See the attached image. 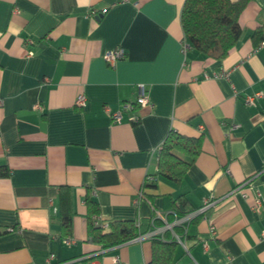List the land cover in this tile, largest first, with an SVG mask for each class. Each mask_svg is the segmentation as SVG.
Returning <instances> with one entry per match:
<instances>
[{
	"label": "crops",
	"instance_id": "1",
	"mask_svg": "<svg viewBox=\"0 0 264 264\" xmlns=\"http://www.w3.org/2000/svg\"><path fill=\"white\" fill-rule=\"evenodd\" d=\"M183 3L0 0V264H46L50 255L53 264H148L153 237L173 241L171 264H264V205L252 209L257 191L264 198V97L243 102L264 87V41L250 37L264 0H248L222 60L183 52ZM115 48L125 57L110 67L103 55ZM141 92L146 108L136 104ZM169 132L201 143L176 182L157 173ZM90 219L104 232L115 220L143 232L102 248Z\"/></svg>",
	"mask_w": 264,
	"mask_h": 264
},
{
	"label": "trees",
	"instance_id": "2",
	"mask_svg": "<svg viewBox=\"0 0 264 264\" xmlns=\"http://www.w3.org/2000/svg\"><path fill=\"white\" fill-rule=\"evenodd\" d=\"M247 2L248 0H184L180 14L183 40L207 57L224 59L241 35L238 18ZM250 37L255 45L264 41V22L253 30ZM200 145V138L169 132L158 151V175L178 181L199 154ZM5 173L6 170L2 168V174ZM65 196L66 192L61 193L63 213L60 225L63 235L67 237L70 235V219L66 213ZM88 203L90 206V202ZM91 206L90 212L96 213V206ZM141 225L137 226L132 220H115L109 223V230L104 232L90 219L89 232L93 242L107 248L136 238L143 232ZM173 247V241L153 237L152 256L148 264H171Z\"/></svg>",
	"mask_w": 264,
	"mask_h": 264
},
{
	"label": "built area",
	"instance_id": "3",
	"mask_svg": "<svg viewBox=\"0 0 264 264\" xmlns=\"http://www.w3.org/2000/svg\"><path fill=\"white\" fill-rule=\"evenodd\" d=\"M191 48V46L183 40L182 42V50L183 52L187 49ZM125 57V52L123 49L121 48H115L112 50H108L104 53L103 55V60L107 63L108 66L110 67H114V65L116 64V62L120 59H123ZM219 76H227V73H217L214 75V77H219ZM264 97V87L256 92H254L252 95H246L243 98V102L246 106H255L256 101L258 99H261ZM85 102V97L83 95H79L76 98V106H82ZM136 104L141 107V108H146L148 106H150L149 101L147 100V98L144 96V94L141 92L138 96V98L136 99ZM38 107V106H37ZM122 109L125 110H131L133 109V105L131 103H123V105L121 106ZM111 118L113 121L115 122H119L121 119L120 116V111H116L111 113ZM236 125H232V128H235ZM155 180V178L152 175H147L145 178V182H153ZM248 180H245L244 183H247ZM254 205L252 207L253 211L258 213L260 211V209L262 208V206L264 205V198L261 196L260 192H256V196L254 198ZM213 200H209L206 201L200 208L193 210L191 212H189L186 215H183L181 217H178L175 219V221L173 222V224L169 225L168 223H166V229L167 228H172L173 225H183L185 222L188 223V221H190L191 219H193L195 216H197L198 214L202 213L204 210H206L208 207L213 205ZM158 216L161 217V215L158 213ZM211 233L213 234V228L211 227ZM154 234H148V235H144V236H139L138 238H142V237H150V236H154ZM261 236L264 237V230L261 233ZM173 237L183 245V243L180 241L179 237L173 233ZM66 243L69 242V240H64ZM184 246V245H183ZM203 248L206 249L207 248V244L204 242L203 243ZM54 259L53 255H50L49 258L47 259V263L46 264H53L52 260ZM77 261L80 260H76V261H71L68 263H64V264H73ZM58 264V263H57ZM59 264H63V263H59Z\"/></svg>",
	"mask_w": 264,
	"mask_h": 264
}]
</instances>
